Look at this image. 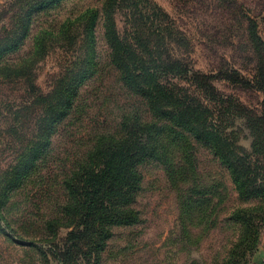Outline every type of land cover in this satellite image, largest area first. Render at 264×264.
I'll list each match as a JSON object with an SVG mask.
<instances>
[{"label": "rangeland", "instance_id": "obj_1", "mask_svg": "<svg viewBox=\"0 0 264 264\" xmlns=\"http://www.w3.org/2000/svg\"><path fill=\"white\" fill-rule=\"evenodd\" d=\"M154 1L187 32L194 69L216 76L212 82L223 98L218 104L222 127L264 184V95L219 74L232 67L248 77L253 73L254 64L248 63L239 44L238 18L214 9L212 0ZM262 1L244 0L263 11L258 22L264 37ZM102 5L103 0H65L38 15L20 51L24 55L33 48L39 29L58 26L88 8L95 10V41L87 66L94 75L81 87L76 111L55 136L53 151L23 186L12 182V167L28 145L8 132L14 101L24 96V87L15 83L0 89V264H264V193L240 195L217 151L193 138L189 146H171V163L151 159L141 165V188L129 205L134 218L111 225L105 245L96 243L85 225L62 228L50 223L66 218L63 209L69 196L61 186V170L72 166L75 155L82 157L98 134H124L119 127L121 106L131 98L111 61ZM118 20L123 30L120 15ZM70 59L57 49L41 62L36 77L41 91L49 92L65 76ZM175 82L190 88L185 79ZM133 102L144 110L140 101ZM31 121L29 117L24 127L26 140ZM26 156L24 163H30Z\"/></svg>", "mask_w": 264, "mask_h": 264}, {"label": "trees", "instance_id": "obj_2", "mask_svg": "<svg viewBox=\"0 0 264 264\" xmlns=\"http://www.w3.org/2000/svg\"><path fill=\"white\" fill-rule=\"evenodd\" d=\"M63 1L0 0V89L15 83L24 87V96L19 97L24 99L14 101V122L8 132L28 145L26 154L31 157L30 163H24L26 154L22 153L12 167L16 171L12 182L20 186L39 172L38 163L53 151L55 136L76 111L81 87L94 75L87 67L95 41L97 16L93 8L58 26L39 29L33 48L20 53L35 18ZM212 2L214 9L238 18L241 51L248 63L254 64L249 77L234 67L219 74L264 95V37L258 22L263 11L252 9L244 0ZM101 13L112 64L131 98L121 106L119 127L124 134H98L88 152L80 158L75 155L72 166L61 170V186L69 196L63 209L66 218L50 223L62 228L85 225L95 242L105 245L111 225L134 218L129 205L141 188V165L151 159L171 163V146H189L192 138L212 145L240 195H263L264 184L251 160L239 152L231 134L222 127L223 110L218 104L223 98L212 82L216 76L196 71L192 65L187 32L154 0H103ZM119 15L124 20L123 30ZM57 49L71 59L65 76L44 93L36 83L37 70ZM176 79H185L190 88L177 84ZM137 100L144 110L135 105ZM145 115L149 119H143ZM29 117L32 127L26 140L24 127Z\"/></svg>", "mask_w": 264, "mask_h": 264}]
</instances>
